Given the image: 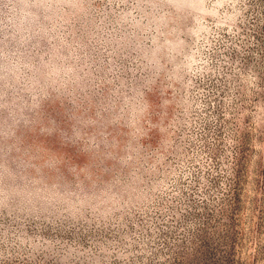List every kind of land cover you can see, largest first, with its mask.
Segmentation results:
<instances>
[{
    "label": "rangeland",
    "instance_id": "rangeland-1",
    "mask_svg": "<svg viewBox=\"0 0 264 264\" xmlns=\"http://www.w3.org/2000/svg\"><path fill=\"white\" fill-rule=\"evenodd\" d=\"M0 264H264V0H0Z\"/></svg>",
    "mask_w": 264,
    "mask_h": 264
}]
</instances>
